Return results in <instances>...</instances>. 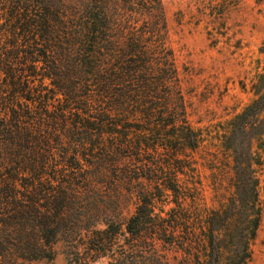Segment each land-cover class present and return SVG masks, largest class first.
<instances>
[{
    "label": "trees",
    "instance_id": "16d2710c",
    "mask_svg": "<svg viewBox=\"0 0 264 264\" xmlns=\"http://www.w3.org/2000/svg\"><path fill=\"white\" fill-rule=\"evenodd\" d=\"M161 3L0 0V264L11 256L52 259L60 236L68 264H162L157 241L188 250L190 256L199 238L204 254L195 264H244L248 259L261 207L252 159L242 162L236 139L264 112V93L230 121L223 146L234 173L230 204L242 217L233 225L228 263H223L218 211L211 212L200 231L178 222L184 220L187 198L195 203L176 169L168 179L142 186L130 216L121 220L108 214L103 227L87 225L101 212L93 208L95 199L81 196L69 180L60 184L55 174V185L47 179L52 149L59 143L71 148L61 157L74 164L78 155H88L113 166L127 154L138 160L144 152L153 156L148 171L163 175L186 150L199 147L200 132L186 123L175 87ZM138 112L152 126L128 122ZM167 191L174 203L170 218L152 215ZM77 205L80 210L87 206V213L71 219L68 208Z\"/></svg>",
    "mask_w": 264,
    "mask_h": 264
},
{
    "label": "rangeland",
    "instance_id": "374dc122",
    "mask_svg": "<svg viewBox=\"0 0 264 264\" xmlns=\"http://www.w3.org/2000/svg\"><path fill=\"white\" fill-rule=\"evenodd\" d=\"M161 2L165 44L176 69L175 87L179 88L183 98L186 123L200 132L199 147L194 151L186 150L185 156L179 157L181 161L163 175L155 170L148 171L153 156L144 152L138 160L125 153L127 155L113 166L103 160L99 163L88 155H78L77 164H74L61 157L63 151L68 149L66 153L69 154L71 148L65 144L63 149L59 143L52 149L54 155L48 162L47 179L54 185L58 180L62 185L63 180H69L70 186L81 196L95 199L93 208L100 210L101 214L95 213L94 218L84 221L87 225L95 223L97 227H103L108 214L113 213L121 220L130 216L139 203L138 197L142 196V186L160 177L168 179L176 169L179 181L189 189L186 193L195 203L187 198L181 216L184 220L178 222L184 228L195 226L200 231L211 212L218 211L221 219L217 220V225L221 226L223 233V263H228L226 255L235 243L231 236L233 225L240 224L242 217L230 204L234 173L231 154L223 146L228 144L226 136L230 121L258 94L264 93V0ZM140 23L137 21L135 26ZM45 83L48 84V80ZM177 101L176 90H173L171 102L175 104ZM145 120L138 112L134 117L129 116L128 122L142 127L152 126ZM157 127L161 128L162 124ZM256 131L258 138H253ZM236 143L241 150L242 162L245 164L252 159L261 207L259 225L248 243L249 257L244 264H264V112L254 127L247 128L237 137ZM160 198L152 215L168 219L169 209L174 207L173 197L167 191ZM86 207L83 210L80 205L68 208L70 218L75 219L81 211L87 213ZM195 243L188 256V250H176L173 245L157 241V251L163 255L160 263L195 264L197 257L201 260L204 254L200 238ZM52 250V259L25 260L11 256L10 259L4 258L2 264H68L61 236Z\"/></svg>",
    "mask_w": 264,
    "mask_h": 264
}]
</instances>
